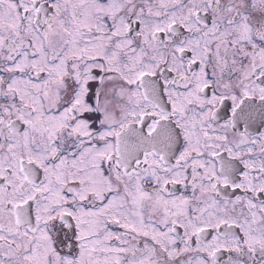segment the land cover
I'll list each match as a JSON object with an SVG mask.
<instances>
[{
	"label": "snow or ice",
	"instance_id": "1",
	"mask_svg": "<svg viewBox=\"0 0 264 264\" xmlns=\"http://www.w3.org/2000/svg\"><path fill=\"white\" fill-rule=\"evenodd\" d=\"M0 264H264V0H0Z\"/></svg>",
	"mask_w": 264,
	"mask_h": 264
}]
</instances>
